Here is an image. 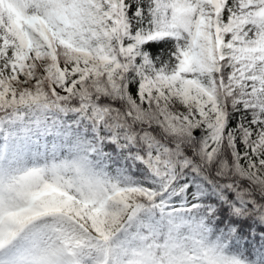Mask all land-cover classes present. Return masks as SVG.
Listing matches in <instances>:
<instances>
[{
    "label": "snow or ice",
    "instance_id": "1",
    "mask_svg": "<svg viewBox=\"0 0 264 264\" xmlns=\"http://www.w3.org/2000/svg\"><path fill=\"white\" fill-rule=\"evenodd\" d=\"M0 264H264V0H0Z\"/></svg>",
    "mask_w": 264,
    "mask_h": 264
}]
</instances>
